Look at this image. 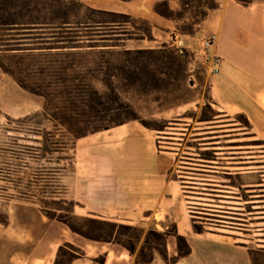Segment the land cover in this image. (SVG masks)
I'll use <instances>...</instances> for the list:
<instances>
[{"label": "crops", "instance_id": "1", "mask_svg": "<svg viewBox=\"0 0 264 264\" xmlns=\"http://www.w3.org/2000/svg\"><path fill=\"white\" fill-rule=\"evenodd\" d=\"M81 1L94 8L148 19L153 42H158V26L166 28V33L175 38L174 43L182 41L175 32L174 20L154 10L158 0ZM219 2L218 8L209 11L198 32L204 38L216 35L214 43L204 49L213 67L210 99L225 114H244L250 123L249 131L242 132L241 127L232 123L222 124L224 139L218 146L222 148V172L211 170L207 174L222 176V184L203 182L216 190L210 193L214 197L185 195L198 198L187 202L201 204L213 211L208 214L220 217L216 223L219 227L199 221L203 231L196 232L189 219V226L184 223L185 231L180 232L185 212L174 206V200L179 190L201 188L196 186L201 182L174 178L176 147L161 149L160 135L131 121L123 123L129 128L123 134L104 129L77 140L73 170L60 176L66 194L74 201V214L129 224L150 219L156 222L160 213L171 215L190 252L180 256L173 250L177 256L170 260L154 251L151 261H136L133 253L114 241L91 240L73 232L66 223L48 217L34 201L7 198V220L0 221V264H54L59 247L65 244L81 252L68 264H95L98 258H103L101 264H256V252H264V144L259 150L245 147L252 146L246 142L264 141V0ZM213 57L218 61L216 65ZM4 86L10 87V96L3 92ZM13 91H18L17 81L0 74V111L12 116L27 113L13 106ZM178 124L182 125L176 127L180 130L189 125ZM168 137L172 139L164 142L178 143L175 140L179 137ZM186 172L178 177L192 178L188 173H196ZM217 185L222 188H215ZM168 247L174 249V244Z\"/></svg>", "mask_w": 264, "mask_h": 264}, {"label": "rangeland", "instance_id": "2", "mask_svg": "<svg viewBox=\"0 0 264 264\" xmlns=\"http://www.w3.org/2000/svg\"><path fill=\"white\" fill-rule=\"evenodd\" d=\"M169 1L170 4L175 5L174 9L178 11L175 16L180 17V19L174 20L175 32L182 40L180 43H174L175 38H171L166 33V28L158 26L156 29L158 42L149 39H131L130 35H120L121 37H114V40L99 41L98 44H119L120 46L116 47L117 50L136 46L157 49L155 53L131 56L137 57V61L143 67L141 71L143 78L149 82L145 91L139 89L142 86L140 83L133 87H126L122 77H114L113 80L122 100L131 103L139 114L140 120L127 122L137 121L145 126L141 121L144 120L151 126L157 127L156 129L145 126L153 130L154 134L161 136L158 137L161 140L159 144L163 145L160 147L161 149H167L166 146L176 147L178 163L173 177L201 182L196 185L201 188H186V190L192 191L179 190V195L174 200V206L182 208L185 212L179 226L180 232H184V223L189 226V219H191L193 228L194 224L201 226L202 223L199 221H203L206 226L219 227L216 223L219 222L217 219L220 217L208 214L213 211L204 209L201 204L187 202L186 200L198 198L185 195L214 197L210 193H214L216 190L207 188L203 182L216 181L222 184V176L207 175L211 173V170L222 172V158H219L222 156L220 153L222 148L218 147L222 145V139H224L222 124L232 123V126L241 127L242 132L249 130L242 114H225L210 99L213 67L209 64L208 53L202 46L205 38L198 32L202 27L205 13L210 11L208 5L211 0ZM137 25L138 27L144 26L142 23ZM131 29L133 28L131 27ZM180 29L194 30V33H183ZM16 37L15 35L4 36L6 39ZM163 44H167V47L165 48ZM91 57L92 55L88 54L90 65H92ZM124 58L126 56L117 55L113 57V60L115 63L123 65L125 64ZM170 59L175 62L173 68L168 65ZM82 68L84 69V67ZM168 72H172L173 76ZM0 74L12 77L1 69ZM153 74L157 79L154 86L157 87L151 85L150 79ZM93 85L101 95L108 91L106 85L99 79L93 80ZM3 92L10 96V87L4 86ZM12 96L13 106L19 112H28L12 116L0 111V221L7 220L4 207L7 198L34 201L44 212L49 210L50 213L57 216L68 217L83 233L89 236L114 239L128 251L130 250L126 245H135L134 252H130L134 254L136 261L143 257H150L154 251L160 252V250L166 251L170 260L175 259L177 255L173 254V250L179 252L180 245L184 246V243L178 242L172 234L167 238L161 236L165 231L169 233L176 231L175 219L171 215L157 214L156 222L153 219L135 224L117 222L128 226V228H121L113 225L115 221L70 213L74 208V201L66 194L65 185L60 180V176L68 175L73 170L74 148L77 140L117 126L113 122L119 120L125 111L116 109V106L113 105L114 102L106 104L105 107H97L98 113H92L89 110V116L86 117H77L67 111L66 118L72 122V127L63 119L56 120L44 111L45 98L43 96L34 94L19 84L18 91H13ZM214 114L218 115L212 117ZM211 117L214 120L201 121L202 118ZM178 122H186L189 125H183L187 129L180 130L176 128L182 127ZM125 125L127 126V124ZM161 128L164 130H160ZM76 130L85 135L77 138ZM175 132H185V134ZM243 134L250 135V133ZM168 136L179 137L175 140L178 143L164 142L172 139ZM246 143L252 146L245 148L253 150L263 147L257 144L258 141ZM186 171L196 173H188L193 176L192 178L178 177V175L187 174ZM181 183L185 182H179V184ZM215 188H222V185H217ZM246 198H248L247 195ZM172 244H174V249H169L168 245L172 246ZM255 258L256 264H264V252H256ZM60 264H67V258L63 252Z\"/></svg>", "mask_w": 264, "mask_h": 264}, {"label": "trees", "instance_id": "3", "mask_svg": "<svg viewBox=\"0 0 264 264\" xmlns=\"http://www.w3.org/2000/svg\"><path fill=\"white\" fill-rule=\"evenodd\" d=\"M242 1L248 3L251 0ZM219 5V1L211 0L208 9L211 11ZM154 10L167 19H180L175 16L178 11L171 6L169 0L156 1ZM207 15L208 12L205 13L203 21ZM138 23L144 26L138 27ZM180 30L183 33H194V30ZM9 35L17 37L4 38ZM120 35H130L131 39H155L152 24L148 19L94 8L81 0H0V69L10 74L24 89L43 96L44 111L56 120L63 119L72 127V122L66 118L67 111L77 117H86L90 112L98 113L97 107H105L112 102L116 109L125 111L119 120L113 122L115 125L130 120H140L132 104L122 100L118 94L113 78L122 77L126 87H133L140 83L142 86L139 85V89L145 91L149 82L143 78L141 72L143 67L137 61V57L131 56L155 53L157 49L124 47L117 50L116 47L120 46L119 44H98L99 41L114 40V37H121ZM12 40L15 42H10ZM36 44L40 46H33ZM163 46L166 48L167 44ZM88 54L92 55L90 62L92 65L88 63ZM117 55L126 56L125 64L115 63L113 57ZM174 64L173 59H170L168 62L170 68H173ZM168 74L173 76L172 72ZM99 75L102 77L99 78ZM152 77L151 85L157 87L154 86L157 82L155 75L153 74ZM95 79L101 80L108 91L102 95L99 94L93 85ZM208 105L210 106L209 102ZM216 115L218 114L212 117ZM242 115L249 126L247 117ZM212 117L202 118L201 121L214 120ZM141 121L145 126L157 129L144 120ZM84 135L81 131L75 132L77 138ZM257 144L262 145L264 141H258ZM70 213H74V208ZM45 214L51 219H59L73 232L88 238L118 243L111 238H95L83 233L68 217L57 216L49 210H45ZM113 225L128 228L125 224L117 222H113ZM194 230L202 232L203 227L194 224ZM170 234L174 235L178 242L184 243V246L179 247V255L188 254L190 246L186 238L177 230L175 233L165 231L161 236L167 238ZM126 247L131 252H134L136 248L133 244ZM62 252L67 258V264L81 256V252L73 245H61L54 264L61 263ZM160 252L167 257L166 251L160 250ZM152 257L153 253L150 257H143L139 261L148 262L152 260ZM102 262L103 258H98L95 264Z\"/></svg>", "mask_w": 264, "mask_h": 264}, {"label": "built area", "instance_id": "4", "mask_svg": "<svg viewBox=\"0 0 264 264\" xmlns=\"http://www.w3.org/2000/svg\"><path fill=\"white\" fill-rule=\"evenodd\" d=\"M215 39H216L215 34H212L211 36L205 38L203 40V45H202L203 48L207 49L208 47H210L214 43ZM213 62H214V65H216L218 63V61L216 60V57H213Z\"/></svg>", "mask_w": 264, "mask_h": 264}, {"label": "bare ground", "instance_id": "5", "mask_svg": "<svg viewBox=\"0 0 264 264\" xmlns=\"http://www.w3.org/2000/svg\"><path fill=\"white\" fill-rule=\"evenodd\" d=\"M264 97V96H263ZM264 100V99H263ZM263 102V101H262ZM232 111V110H230ZM107 131H111V132H117V131H120V134H123L125 132H128V127L124 124V125H120V126H117V127H114V128H111Z\"/></svg>", "mask_w": 264, "mask_h": 264}, {"label": "flooded vegetation", "instance_id": "6", "mask_svg": "<svg viewBox=\"0 0 264 264\" xmlns=\"http://www.w3.org/2000/svg\"><path fill=\"white\" fill-rule=\"evenodd\" d=\"M219 221V220H218Z\"/></svg>", "mask_w": 264, "mask_h": 264}]
</instances>
